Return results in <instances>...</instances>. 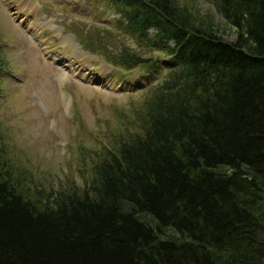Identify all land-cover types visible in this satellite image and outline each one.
Returning <instances> with one entry per match:
<instances>
[{
  "label": "trees",
  "instance_id": "trees-1",
  "mask_svg": "<svg viewBox=\"0 0 264 264\" xmlns=\"http://www.w3.org/2000/svg\"><path fill=\"white\" fill-rule=\"evenodd\" d=\"M106 1L169 57L168 73L139 96L137 130L91 158L82 187L36 186L0 139V264H264V0H208L235 41L188 0ZM100 35L82 46L159 72L158 59L111 54Z\"/></svg>",
  "mask_w": 264,
  "mask_h": 264
},
{
  "label": "rangeland",
  "instance_id": "rangeland-1",
  "mask_svg": "<svg viewBox=\"0 0 264 264\" xmlns=\"http://www.w3.org/2000/svg\"><path fill=\"white\" fill-rule=\"evenodd\" d=\"M187 3L195 13H209L218 36L235 41V29L212 3ZM119 18L106 0H0L7 65L0 84V139L40 188L56 191L70 180L84 186L91 177V158L113 137L137 130L130 113L139 96L168 73L169 57L123 29ZM68 26H73L70 33L64 29ZM93 26L108 34L99 39L109 53L152 56L159 60V72L149 76L143 69L129 72L120 66L116 74L117 68L79 44L78 37H87ZM155 32L150 29L148 37ZM171 235L167 229L166 237Z\"/></svg>",
  "mask_w": 264,
  "mask_h": 264
}]
</instances>
